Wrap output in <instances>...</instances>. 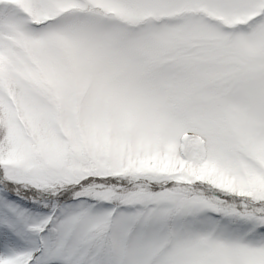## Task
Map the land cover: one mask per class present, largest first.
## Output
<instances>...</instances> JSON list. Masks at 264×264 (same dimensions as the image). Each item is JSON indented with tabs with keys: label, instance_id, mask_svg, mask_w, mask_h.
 Returning a JSON list of instances; mask_svg holds the SVG:
<instances>
[{
	"label": "snow or ice",
	"instance_id": "obj_1",
	"mask_svg": "<svg viewBox=\"0 0 264 264\" xmlns=\"http://www.w3.org/2000/svg\"><path fill=\"white\" fill-rule=\"evenodd\" d=\"M0 264H264V0H0Z\"/></svg>",
	"mask_w": 264,
	"mask_h": 264
}]
</instances>
